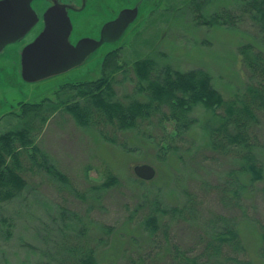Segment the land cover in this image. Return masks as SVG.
I'll list each match as a JSON object with an SVG mask.
<instances>
[{
    "label": "rangeland",
    "instance_id": "obj_1",
    "mask_svg": "<svg viewBox=\"0 0 264 264\" xmlns=\"http://www.w3.org/2000/svg\"><path fill=\"white\" fill-rule=\"evenodd\" d=\"M144 1L138 18L120 40L105 44L77 67L36 83H17L16 71L13 69L12 75L4 70L0 131L21 124L22 103L48 101L50 107L51 102L57 104L59 97L67 98L76 90L68 91L69 85L99 77L102 56L118 47L119 61L127 63L150 54L158 63L172 68H202L226 98L244 89L249 76L237 48L251 42L264 49V30L249 14L242 13L240 0H159L154 8L150 6L154 0ZM108 2L114 3L115 11L126 4L125 0ZM197 5L206 15L228 11L234 27L197 25L192 19ZM86 16V11L78 15L82 20L72 39L92 31V19ZM99 16L96 20L102 21L104 17ZM120 74L115 78L121 79ZM115 88L117 97L122 98L131 92L132 84L123 80ZM203 114V108L198 106L193 112L197 123L182 140L174 142L182 145L180 151L189 148L181 159L176 152L165 155L153 141L135 131L117 132L112 141L109 133L103 138L97 130L76 124L65 109L53 110L39 144L48 162L67 181L61 183L42 166L34 168L26 175L28 187L22 197L0 204V216L8 217L6 223H0V264H59L62 239L77 244L72 232L82 225L85 232L80 238H90L96 244V264H135L141 257L147 259L146 264H179L170 249L212 264L215 258L206 252L209 234L225 226L238 231L241 247L236 253L253 264H264V119L254 128L260 148L255 152L263 165V177L252 184L245 183V189H239V198L233 201L226 191L236 188L239 178L243 179L237 172L242 153L210 148L201 132ZM164 126L166 131H172L171 122ZM154 127L145 128L155 136L158 129ZM142 163L155 169L152 179L143 180L134 174L133 167ZM107 172L115 174L119 183L107 189L97 188ZM152 201L163 209L186 204L183 212L178 209L166 214L170 225L165 233L153 235L140 225ZM7 226L10 236L6 238ZM225 247L222 255L229 256L230 248Z\"/></svg>",
    "mask_w": 264,
    "mask_h": 264
},
{
    "label": "trees",
    "instance_id": "obj_2",
    "mask_svg": "<svg viewBox=\"0 0 264 264\" xmlns=\"http://www.w3.org/2000/svg\"><path fill=\"white\" fill-rule=\"evenodd\" d=\"M154 1L150 3L153 8L159 3V0ZM240 2L242 13L249 14L260 29L264 30V0ZM192 19L197 25L206 27L233 28L235 25L233 16L228 11L217 10L206 15L199 5ZM120 49L114 48L102 56L99 77L69 85L68 91L76 90L67 94V98L59 97L57 104L51 102L49 107L48 101H42L20 105L21 124L0 131V204L22 197L28 187L26 175L32 173L34 168L40 169L42 166L51 177L66 183V176L48 162L47 153L39 144L43 128L56 108L65 109L76 124L97 130L103 138L109 133L108 138L114 141L117 132L135 131L153 141L165 155L176 152L183 159V152L189 151V148L180 151L182 145L178 146L174 142L182 140L197 123L193 112L201 106L205 113L204 123L201 125L204 142L214 151L237 150L242 153L237 172L243 179L239 178L236 188L228 189L226 196L236 201L240 195L239 189H245V183L252 184L262 179L263 165L255 152L260 148L254 128L264 119V49L251 42L238 46L249 80L241 92L230 98H226L212 85L211 75L202 68H172L168 64L158 63L150 54L127 63L119 61ZM117 73H121V79L115 78ZM123 80L132 84L131 92L118 98L115 85ZM165 122L172 123L171 132L165 130ZM147 125L156 126L154 128L158 129V133L155 136L150 134L145 128ZM118 183V177L107 172L97 188L107 189ZM154 203L152 201L140 224L153 235L165 233L166 227L168 229L170 224L165 218L167 213L173 214L178 209L183 212L186 206L184 204L163 209ZM7 219L8 217L1 215L0 223H6ZM79 223L83 222L78 221ZM84 230L85 225H82L72 232L73 237L77 238V244L62 239L63 244L58 251L59 264L97 263L96 244L90 238H80L83 237ZM4 231L5 237H9L10 227L7 226ZM225 246L230 248L229 256L222 255ZM238 247H241L238 231L233 226H225L209 234L206 252L215 258L212 264H222V261L253 264L236 253ZM170 250L179 259V264H208L198 256ZM146 260L145 257L138 258L135 264H146Z\"/></svg>",
    "mask_w": 264,
    "mask_h": 264
},
{
    "label": "water",
    "instance_id": "obj_3",
    "mask_svg": "<svg viewBox=\"0 0 264 264\" xmlns=\"http://www.w3.org/2000/svg\"><path fill=\"white\" fill-rule=\"evenodd\" d=\"M33 1L0 0V50L22 39L38 22V13L32 7ZM41 1H51L41 15L42 29L20 50V78L27 83L62 74L82 64L105 44L117 42L136 21L142 8L141 3L122 6L113 18L102 24L97 34L82 35L73 43V24L68 11L74 10V7L60 0ZM84 3L82 0L81 7L75 10L83 9ZM133 172L143 180H150L155 175V169L147 163L135 165Z\"/></svg>",
    "mask_w": 264,
    "mask_h": 264
},
{
    "label": "flooded vegetation",
    "instance_id": "obj_4",
    "mask_svg": "<svg viewBox=\"0 0 264 264\" xmlns=\"http://www.w3.org/2000/svg\"><path fill=\"white\" fill-rule=\"evenodd\" d=\"M60 1L63 3L71 4L74 7V10L68 11L70 19L73 24L72 33H74L75 28H78L77 24L78 22L80 23L82 20V17L79 18L78 15L83 11L87 12L86 19L87 18L92 19L91 22H89L92 27L90 28L92 31L89 33V35L97 34L102 24L106 20L113 18L118 11V10L115 11L116 7L114 3L108 2V0H84L85 1L84 8L81 10H75V9H79L81 7L82 0H60ZM143 1L144 0H135L133 4L141 3V6H142ZM50 2H45L41 0L33 1L32 7L38 13V17H39L38 22L22 39L14 43H9L2 50H0V86L4 84V81H3L4 70L11 71L12 75H14V70H15L17 73V78L14 77V79L16 80L17 83L19 80L22 81L20 78V73H19L20 50L25 44L30 42L41 31L42 25H43L41 15L44 9L51 4ZM125 2H126L125 6H128L129 0H125ZM99 15H102V17H104L102 21L96 20L97 18H100ZM75 22H76V25H74ZM79 37L80 36L76 37L75 39H72L71 42L74 43L76 39H78ZM15 80H13L12 83H16ZM24 83H27V82H24ZM1 91L2 90H0V94H1Z\"/></svg>",
    "mask_w": 264,
    "mask_h": 264
}]
</instances>
